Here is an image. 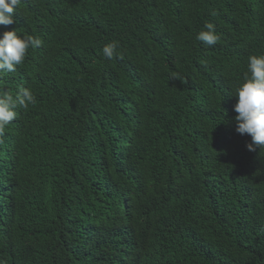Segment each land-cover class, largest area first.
<instances>
[{
  "label": "trees",
  "instance_id": "obj_1",
  "mask_svg": "<svg viewBox=\"0 0 264 264\" xmlns=\"http://www.w3.org/2000/svg\"><path fill=\"white\" fill-rule=\"evenodd\" d=\"M13 15L43 43L0 78L35 96L0 134L5 264H264V148L237 152L251 138L232 109L174 110L233 94L264 54V0H21ZM209 22L213 46L196 39Z\"/></svg>",
  "mask_w": 264,
  "mask_h": 264
},
{
  "label": "clouds",
  "instance_id": "obj_2",
  "mask_svg": "<svg viewBox=\"0 0 264 264\" xmlns=\"http://www.w3.org/2000/svg\"><path fill=\"white\" fill-rule=\"evenodd\" d=\"M20 4L21 0H0V26H5L0 29V78L6 73H14L17 67L23 64L30 48L35 50L43 43L39 37L25 35L13 27L7 26L16 23L13 13ZM204 27L206 30L200 31L196 35V39L207 46L217 44L220 37L215 31L214 25L209 22ZM117 48V41L106 44L102 49L104 58L111 60L114 55L118 54ZM72 53L68 46L62 57L66 61L79 60L77 47L73 48ZM191 83L194 86V83ZM205 99L208 105L202 108H192L189 102L190 107L188 108L180 103L174 107L175 114L180 118L182 114L197 109H199L198 112L206 113H209L207 110L218 109V113H222L224 108L232 109L237 113L235 131L242 136L248 135L251 138L250 143L241 138L243 140L242 151L238 149L237 152L246 156L248 151L253 152L257 147L264 148V54L250 55L247 58V71L232 95L224 97L214 93L212 102H209L206 96ZM34 103L35 96L29 88L21 87L13 96L9 91L0 87V134L10 122L18 117L19 113L16 111L18 107L27 109L30 104ZM198 121L202 124L201 120ZM207 157L209 161H214L217 158V149L208 150ZM0 264H5V261L0 259Z\"/></svg>",
  "mask_w": 264,
  "mask_h": 264
}]
</instances>
